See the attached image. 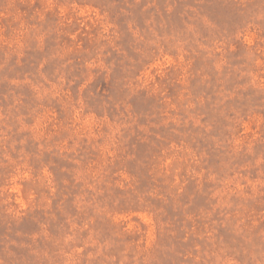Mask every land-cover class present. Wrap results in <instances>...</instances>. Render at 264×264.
I'll list each match as a JSON object with an SVG mask.
<instances>
[{"label": "rangeland", "instance_id": "1", "mask_svg": "<svg viewBox=\"0 0 264 264\" xmlns=\"http://www.w3.org/2000/svg\"><path fill=\"white\" fill-rule=\"evenodd\" d=\"M0 264H264V0H0Z\"/></svg>", "mask_w": 264, "mask_h": 264}]
</instances>
